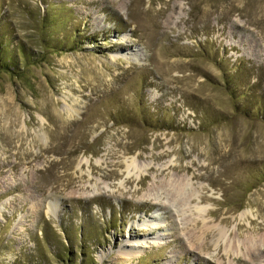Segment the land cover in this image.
I'll use <instances>...</instances> for the list:
<instances>
[{
    "label": "rangeland",
    "instance_id": "rangeland-1",
    "mask_svg": "<svg viewBox=\"0 0 264 264\" xmlns=\"http://www.w3.org/2000/svg\"><path fill=\"white\" fill-rule=\"evenodd\" d=\"M247 237L264 0H0V264H264Z\"/></svg>",
    "mask_w": 264,
    "mask_h": 264
},
{
    "label": "bare ground",
    "instance_id": "bare-ground-1",
    "mask_svg": "<svg viewBox=\"0 0 264 264\" xmlns=\"http://www.w3.org/2000/svg\"><path fill=\"white\" fill-rule=\"evenodd\" d=\"M134 157H131L130 159L128 160H125L124 163H125V166L126 168L128 169L129 167H133L135 169V171L137 172V175H136V178L139 179L141 177V175L144 174V172L149 169V165L148 164H136L135 161H134ZM234 163V162H233ZM136 174V173H135ZM128 175H130V172H128ZM166 185V184H165ZM165 185H163V183L159 185H157V187H155V191H157L159 193L160 190H166L165 188ZM186 186V179H184L183 177H180V178H177L176 180L174 181H171L170 183V189H168V193L170 194L169 196L171 197V200L176 203V204H179L180 207L182 204H184V200H187L189 201L191 196L189 195L187 199L183 198L181 196V192H180V189L182 188H185ZM192 199V198H191ZM214 228V227H212ZM214 231L216 232V235H218L219 237H223L225 232L223 231V229L221 228H214ZM263 243V244H262ZM257 244V245H264V239H263V242L261 241V243H256L253 239H249L248 237L246 238V243H245V246L244 244H242V246H244L246 248V251L248 253L252 252L254 250V245ZM241 244H237L236 246H239ZM133 246V245H132ZM227 248L229 251H232L233 254H236V252L234 253L233 251V248L231 246V244H227ZM227 250V251H228ZM231 252V253H232ZM124 254V258H126V256L128 257V255L131 256V254L129 252H126V253H123ZM260 256V255H259Z\"/></svg>",
    "mask_w": 264,
    "mask_h": 264
}]
</instances>
